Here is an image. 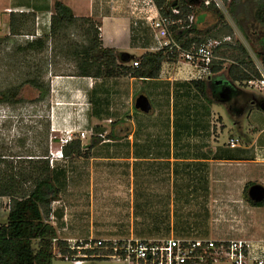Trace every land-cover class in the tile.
Listing matches in <instances>:
<instances>
[{
	"label": "rangeland",
	"instance_id": "374dc122",
	"mask_svg": "<svg viewBox=\"0 0 264 264\" xmlns=\"http://www.w3.org/2000/svg\"><path fill=\"white\" fill-rule=\"evenodd\" d=\"M255 4L256 0H242L238 4V9L242 12L241 20L246 28L245 33L251 40L238 28L227 8L221 12L224 15L223 23L228 24L232 30L230 33L232 41L229 43L241 42L256 66L264 71L263 65L251 49L252 42L253 46H258L264 41V29L260 28L251 16ZM202 8L198 4L194 6V18L199 11H203ZM211 16V21L202 23L200 28H208L215 22V16L212 14ZM74 30L75 28L71 30L73 40L82 41L79 33ZM224 35L226 34L221 33L219 36ZM27 41L23 34H12L6 20L1 19L0 92L20 85L19 97L22 102L16 105L0 104V152L11 157L20 153H41L47 149L53 161V157H59L61 154L62 137H79L82 145H87L91 139H100L91 150L87 148L89 151L87 157L67 159L62 157L59 163L53 161L56 174L61 178L60 183L66 189L61 203L67 206L63 214L66 222H70V228L68 227L70 232L80 235L91 233L94 236L109 234L161 237L167 235L170 230L174 233L197 231V234L204 237L223 239L244 238L250 233L253 235L264 233V206H251L247 201L249 186L245 188L248 181L264 186V162L236 164L211 160L202 162L196 159L200 156H210L214 150L207 148V145L201 146L202 141L209 139L208 137L213 141L219 138L216 145L220 147L228 146L226 144L230 134L239 138V144L243 143V139L259 136L260 145H264V131H261L264 123L258 120V117L264 119V111L259 108V102L264 100V89L234 83V90L233 86L226 82L215 80L212 85L213 97H217L219 102L213 104V107L218 114H212L210 123L193 121L186 125L187 132L183 131L185 126L181 128L182 132H179L181 139H193L197 141L198 147L184 144L180 148L172 149L174 156H189L188 159H194L180 161L177 165L175 162L174 165H170V162L156 164L151 166V169L150 165H147L146 170L142 169L139 174L138 162L127 160L130 155L136 156L138 150L134 145L129 146L127 132L133 130L131 137L133 141L157 140L160 143L167 137L170 139L169 136H165L166 133H170V129H164L163 124H158L155 134V125L152 123L146 125L143 120L137 118L130 124L128 121L131 120V116L125 110H120L118 115L104 117L110 120H102L101 116L93 117L92 122L96 121V124L92 126L89 124L91 127L86 124L82 126L85 132L83 137H80L78 131L71 134L68 132L67 135L63 134L64 136L53 132L50 124V127H47V122L48 112L54 101L50 100L49 91L42 96V100L41 94L47 87L50 88L51 75L54 72L75 71V64L65 55L66 47L62 46L64 43L53 42L52 47L50 45L42 52L18 50L17 47H22ZM223 61L224 65L229 63L228 59ZM31 79H37L39 86L28 82ZM191 91L195 94L193 89ZM114 93H119L115 98H121L120 104L125 105V94L117 92L116 89ZM198 98L192 95L177 98L185 103L177 107V116L182 112L181 117L190 122L189 116L197 110L195 106ZM133 100L134 97L131 101ZM101 104V101L100 103L98 101L97 106ZM80 112L83 113L85 110L82 109ZM85 116L80 115L87 120ZM221 121L226 125L223 130ZM205 128H208L207 132ZM108 133H114L115 137L107 138ZM87 149L84 148L83 151ZM155 150L157 149L153 148V151ZM158 150L163 155L168 153L170 156V148L161 147ZM176 166L179 171L178 177L175 172L171 174ZM131 185L136 190H139V186L144 187L143 191H146L147 195L139 198L142 201L145 199L144 205L132 206V203L139 199L135 191L132 198L128 194L127 188ZM59 211L62 215L61 210ZM6 215L7 209L1 207L0 223L5 222ZM51 264L72 263L53 257ZM83 264L120 263L113 259L91 258Z\"/></svg>",
	"mask_w": 264,
	"mask_h": 264
},
{
	"label": "crops",
	"instance_id": "0c3cea01",
	"mask_svg": "<svg viewBox=\"0 0 264 264\" xmlns=\"http://www.w3.org/2000/svg\"><path fill=\"white\" fill-rule=\"evenodd\" d=\"M62 1L67 6H69L74 16L90 18L93 22L99 23L98 28L100 31L102 46L115 49L117 51V59L119 60V62H121V57L124 53L127 55H131L132 58L128 59L125 62L127 65H131L132 60L138 59L144 52L155 51L152 47V39L150 37L148 29L146 28V25H144L141 20H137V25L133 24L135 20V15H132L129 12V0ZM52 6L53 0H0V12H3L0 14V22L1 19H5L8 25L10 13H31L34 15V31L31 32V34L25 32V34L23 35H33L32 39L45 37L48 36L50 33V17L52 12ZM202 9L203 11H199L195 16L194 23L195 26L198 28L202 26V23H205L206 21H211L212 19V13L206 11L204 8ZM71 30H73V28L68 29V38L64 43L73 45L76 41L73 40L74 35H72ZM74 31L77 30L75 29ZM47 44L49 47L50 43L48 42ZM67 44L62 46L67 47ZM218 58L220 59V57ZM222 72L224 71L221 70L218 73L211 74L217 76ZM197 73L198 70L188 63L175 62L173 60L168 59L162 62L159 74L156 78H139L132 76H124L117 78H100L91 76H76L72 75L71 71L54 72V74L51 75L52 78L50 80L49 88L50 100L52 102L54 101V103L50 106L48 112L51 130L53 132H58L59 134H62V136H64L63 134L67 135L68 132L69 134H71L74 131L83 130L82 126H84L85 124H90L91 126L93 124H96V121L94 123L92 122L93 117L101 116L102 120H110L105 119L104 117H112L114 115H118L120 110H125V112H127V114L131 116V120L128 121L130 124L133 123L134 118H137L139 120H143L142 122H144L146 125H149L150 123L155 125V134H157L156 125L158 124H163L164 129H170V133H166L165 135L169 136L170 139H168L167 137L165 140L160 141V143H158L157 140H147L146 142H144L139 141L138 139L133 141L131 139L133 130L130 129L127 132L126 135L128 137L129 146L132 147L134 145V147L138 148V150L136 151V156L133 157L130 155L128 156L127 160H134L138 162L137 171L139 174L141 173V171H143L142 169H145L147 167V165H150L149 168L151 169V166L156 164H168L170 162V165H174L175 162V164L177 165L180 161L182 162L185 160L194 159H188L190 158L189 156L178 157L173 155L172 149L180 148L181 146H184V144L185 146L189 147H193V145L198 147V144H196L197 141L193 139H181V134L179 132H182L181 128L183 126H185V130L183 131L187 132L188 128L186 125L191 124L193 121L208 123L209 119L213 117V113L218 114L217 111L214 109L213 104L219 102L217 99H215L213 103H206L200 97L198 92L193 88V86H191L189 82L193 79H197ZM206 77H209V75H207ZM216 80H222V78H217ZM214 81L213 83H215ZM117 87H119L118 90ZM233 88L235 90L234 86ZM115 89L117 92L121 91V94H125V105L120 104L119 100L121 98H115V96H118L119 94L114 93ZM191 89L194 90L195 94L191 91ZM140 94L145 95L151 105V111L148 113L142 112L134 106L135 98ZM187 95L199 97V100H196L197 105L195 106V109L197 110L195 111V113L193 112V114L189 116L191 118L190 122L187 119L184 120L183 117H181L182 112L178 113V116L176 114L177 107L180 104H185L180 102V100H177V98L182 99L184 98V96ZM132 97H134L133 101H131ZM175 98L176 100L174 101ZM98 101L99 103L100 101L102 103L99 107L97 106ZM130 108L133 111L130 110ZM82 109H84L85 112H80ZM138 112H142L143 114H140ZM80 115H86L87 120H85L84 117H80ZM76 116L79 117L77 118ZM258 120L264 123L263 117H258ZM221 125L222 130L226 128V125L222 121ZM207 131L208 128H205V132ZM261 131H264V127ZM196 133L198 134V131ZM221 133L222 132H220L219 134L221 135ZM231 136L233 137L236 135L230 134V137ZM208 138L209 139L202 141L201 146L204 147L205 145H207V148H212L214 150L212 151V153H210V156L207 155V157H196V159L198 158L197 161L208 162L209 160H211L221 163L223 162L236 164H242L244 162H250L251 164L264 162V145H260L259 136L255 138L251 137L246 140L243 139V143L237 145L234 148H230L229 146L220 147L216 145V142L219 138H215L214 141L211 140V137ZM98 142H100V140L96 138L91 139L88 143V145L92 144V146L89 147V150H91ZM161 147L167 149L170 148V156L167 155L168 153H166V155H163V153L158 150V148ZM149 148H152V150H149ZM153 148L157 150L153 151ZM60 159L61 158L59 157H53V161L57 163H59ZM53 161L50 166L53 168L55 177L54 182L58 186L60 193L59 199L51 203L50 215L54 218L50 219L49 215V221L56 228L57 235L60 239L133 236L109 234L94 236L91 233L87 235H80V233L74 234L70 232V230L68 229V227L70 228V222H66L65 214H63L64 212H66L65 208L67 209V206H65L64 203H61L63 196L66 193V189H64L62 187L63 184L60 183L61 178L59 177V175L56 174L57 172L54 168ZM174 172L177 176L179 173L177 166L175 167V170L171 171V174H173ZM142 188H140L139 186V190H136V188L131 185L127 188L128 194L132 198L134 195L133 191H135L138 199L142 198V196L147 195V192L143 191L144 187ZM143 200L144 201L139 199L136 203L133 202L132 206H137V204L141 206L144 205L145 199ZM8 201V197L0 196V209L1 207H5L8 211ZM59 210H61L62 215L60 214ZM251 212H253V209H251ZM186 232L188 233V231ZM186 232L181 231L178 233H174L172 230H170V232L165 236H168L172 233L183 234ZM246 236L247 237L244 238L250 239L252 241L264 240L263 232H261L259 235H253V233H250Z\"/></svg>",
	"mask_w": 264,
	"mask_h": 264
},
{
	"label": "trees",
	"instance_id": "16d2710c",
	"mask_svg": "<svg viewBox=\"0 0 264 264\" xmlns=\"http://www.w3.org/2000/svg\"><path fill=\"white\" fill-rule=\"evenodd\" d=\"M201 1L203 0H154L160 14H168L170 7H178L186 13L191 10L187 5L193 7ZM241 1L229 0L227 10L238 28L249 38L241 20L242 12L238 9ZM203 8L215 16V22L204 29L196 27L194 23L188 28L176 29L173 33L174 38L183 45L198 43L208 35L218 37L221 33L232 32L231 27L223 23V13L212 3ZM251 16L254 22L264 29V0H256ZM33 18L34 15L31 13H10L8 23L10 32L15 35L25 32L31 34L34 31ZM98 27L99 23L93 22L90 18L74 16L72 10L62 0H53L49 35L28 40L22 47L17 48L42 52L47 49L48 42L51 47L56 41L64 43L68 38V29L75 28L82 41H76L73 45L64 43L67 44L65 55L75 64V71L71 73L76 76L100 78L124 76L156 78L162 62L173 58L172 54L158 50L144 52L136 59L138 66L119 62L115 49L102 46ZM252 44L254 45L253 42ZM253 45L251 49L264 67V41L258 46ZM215 54L220 59L212 61L210 71L224 72L189 82L206 103H213L217 99L213 98L212 86L217 78H222L228 85H234L245 84L249 79L260 77L254 60L241 42L225 43L217 47ZM131 58V55H128V59ZM224 59L229 60L227 65H224ZM28 82L39 86L37 79ZM48 91L47 87L41 94V100ZM19 94L20 85L1 91L0 104L16 105L22 102ZM47 127H50L49 122ZM106 136L115 137L114 133H108ZM91 146L92 144L82 145L79 137L72 136L60 149L65 158L87 157L89 153L87 148ZM84 148L87 151H83ZM54 178L47 149L41 153H20L11 157L0 152V196H6L9 200L6 220L0 223V264H51L52 258L55 257L54 247L63 252L66 250V241L58 237L56 228L49 221L51 203L59 199L60 193ZM253 183L248 181L245 188ZM247 201L251 206H264V198L261 201H253L248 197Z\"/></svg>",
	"mask_w": 264,
	"mask_h": 264
},
{
	"label": "built area",
	"instance_id": "2783aa9c",
	"mask_svg": "<svg viewBox=\"0 0 264 264\" xmlns=\"http://www.w3.org/2000/svg\"><path fill=\"white\" fill-rule=\"evenodd\" d=\"M228 2L203 0L198 5L205 7L212 3L220 11H226ZM129 4V12L135 15L133 24L137 25V20H141L146 25L153 49L172 54L173 58L168 60L185 62L195 67L198 70L197 79L211 74L210 65L218 59L215 54L217 47L232 41L231 35L226 34L222 37L206 36L198 43L183 45L174 38L173 33L176 29L188 28L193 24L194 6L187 5L191 10L186 13L178 7H170L168 14H160L154 0H129ZM25 38L32 39L33 35H25ZM131 66H138L136 59L132 60ZM257 69L260 77L249 79L245 84L264 89V71L260 67ZM78 133L80 137L85 134L84 130H78ZM70 138H60L61 145ZM227 144L234 148L239 144V138L230 137ZM53 218L50 215V219ZM197 233H172L161 237L66 238V250L63 252L54 247L53 253L55 257L72 264H83L91 258L113 259L120 264H264V240L223 239L204 237Z\"/></svg>",
	"mask_w": 264,
	"mask_h": 264
},
{
	"label": "water",
	"instance_id": "95a60500",
	"mask_svg": "<svg viewBox=\"0 0 264 264\" xmlns=\"http://www.w3.org/2000/svg\"><path fill=\"white\" fill-rule=\"evenodd\" d=\"M128 60V55L123 54L121 57L122 62H126ZM134 106L142 112H150L151 105L147 99V97L143 94L138 95L135 98ZM259 108L264 111V100L259 102ZM248 196L253 201H261L264 198V186L259 183H253L248 188Z\"/></svg>",
	"mask_w": 264,
	"mask_h": 264
},
{
	"label": "clouds",
	"instance_id": "9594fccd",
	"mask_svg": "<svg viewBox=\"0 0 264 264\" xmlns=\"http://www.w3.org/2000/svg\"><path fill=\"white\" fill-rule=\"evenodd\" d=\"M60 151H61V149H60ZM61 153V152H60ZM63 156H62V153L59 155V158H62Z\"/></svg>",
	"mask_w": 264,
	"mask_h": 264
}]
</instances>
